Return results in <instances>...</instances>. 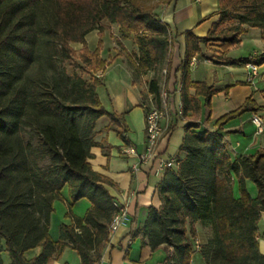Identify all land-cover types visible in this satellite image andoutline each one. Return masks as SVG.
Returning <instances> with one entry per match:
<instances>
[{
  "label": "trees",
  "instance_id": "trees-1",
  "mask_svg": "<svg viewBox=\"0 0 264 264\" xmlns=\"http://www.w3.org/2000/svg\"><path fill=\"white\" fill-rule=\"evenodd\" d=\"M170 1L0 0V264H5L3 253L9 264H46L67 247L76 250L81 264L98 263L116 206L107 189L114 183L88 161L93 146L103 148L94 140L95 123L106 117L105 129L122 138L125 131L120 128L123 115L107 111L96 93L101 81L94 74L109 63L100 58L101 38L115 24L120 39L133 41L137 51L127 54L132 74L139 79L151 73L147 93L160 107L173 35L154 9ZM215 14L218 20L204 37L184 33L180 93L186 111L198 109L200 96L209 108L218 92L190 80L189 62L202 54V45L218 42L217 58L232 63L226 54L247 28H259L264 41V0H219ZM92 30L99 39L89 51L85 36ZM73 42L82 48L76 51ZM67 60L73 63L70 73ZM240 62L262 65L264 51ZM262 111L264 105L248 97L218 117L213 131L199 129L194 121L185 125L179 147L184 155L176 167L165 169L156 186L160 204L149 206L138 231L142 245L168 251L164 264H191L195 251L205 264H264L257 241V223L264 212V148L232 159L220 133L228 121ZM246 180L256 187L254 197ZM234 182L238 196L233 194ZM64 186L71 223L60 225L54 241L48 232L50 215L53 202L62 200ZM80 198L90 203L82 217L71 212ZM197 222L212 235L196 248ZM38 246L41 252L27 259L25 251Z\"/></svg>",
  "mask_w": 264,
  "mask_h": 264
},
{
  "label": "crops",
  "instance_id": "crops-1",
  "mask_svg": "<svg viewBox=\"0 0 264 264\" xmlns=\"http://www.w3.org/2000/svg\"><path fill=\"white\" fill-rule=\"evenodd\" d=\"M218 2L219 0H171L158 14L173 35L168 74L166 77L162 76L161 81V90L168 93L165 103L166 115L161 120L162 131L156 145V153L164 158L183 157L184 153L179 151V147L188 122H198L199 129L213 131L216 128L215 120L239 107L246 98L251 97L258 105H264V64L258 65V75L250 79L246 74L244 62H240L249 55L255 56L264 51L261 32L259 49L253 48L251 52L241 50L233 54L227 52L226 57L233 61L232 63L217 58L220 54L219 43H210L212 46L202 45L204 53L197 54L193 64L189 66L190 80L205 82L218 92L210 98L209 108L204 103V97L200 96L196 111L184 110L180 93L182 73L180 63L185 51L184 33L190 31L198 37H204L212 23L218 20V15L215 14ZM249 30L250 28H247L246 32L240 35L238 45H241L243 37L250 36L241 37ZM98 39L97 30L86 34L85 42L89 51L96 48ZM101 40L100 58L109 63L105 65L104 70L94 74L95 76L100 73L98 79L101 81L96 87V93L107 111L123 115L120 128H124L125 131L122 138L115 130L105 129L109 120L100 117L95 123L94 140L102 142L103 148L93 146L90 149L92 157L88 161L94 171L114 183L113 186H107V189L115 203L127 207L129 220L108 235L97 264H164L168 251L160 247L151 249L147 244L142 245V235L138 233L146 220L149 206L158 207L160 204L156 186L164 173L156 172L158 158L146 161H140L138 158V154L144 151L145 112L142 101L147 96V82L151 73L139 79L134 78L127 54L133 55L137 47L132 41L131 50L118 51V40L126 47L124 40L129 39H120L116 29L113 30L112 27L105 29ZM71 46L76 51L82 48L79 42H73ZM189 92L193 94L194 90L190 89ZM253 115L260 116L264 121V111L246 112L221 127L222 142L232 159L252 153L257 148H264V131L255 134L251 121ZM128 147H132L136 154L125 153L124 150ZM245 185L250 196L254 197L257 192L254 183L246 180ZM60 194L62 200L56 199L53 202L54 210L50 215L48 228L49 235L54 241L59 237L60 225L71 223V218L66 217L68 211L66 203L69 202L67 186L62 188ZM233 194L238 196L236 182L233 184ZM89 205L88 199L80 198L71 205V212L82 217ZM194 227L197 234L194 244L196 243L197 248L211 237L212 232L209 227L199 222L195 223ZM257 228L258 250L264 253V212L260 213ZM41 250L42 248L38 246L28 249L24 255L29 259L38 255ZM194 256L201 258L195 251L191 264ZM2 258L5 264H9L6 253L2 254ZM46 264H81V259L76 250L67 247L58 258H49Z\"/></svg>",
  "mask_w": 264,
  "mask_h": 264
},
{
  "label": "built area",
  "instance_id": "built-area-1",
  "mask_svg": "<svg viewBox=\"0 0 264 264\" xmlns=\"http://www.w3.org/2000/svg\"><path fill=\"white\" fill-rule=\"evenodd\" d=\"M194 61V57L191 58L189 62V66H191ZM246 74L250 79H253L259 73V66L257 64L247 62L245 64ZM96 77L100 76V73L95 75ZM160 102L161 106L157 107L154 104L153 95L147 93L146 100L142 103V107L145 112V136H144V151L138 154V158L140 161H146L151 158H158L156 172L162 173L167 168H174L178 163V159L175 157H167L164 158L161 155L156 153V145L161 135V120L166 115L165 103L166 98L168 97V93L164 90L160 92ZM181 108V106H180ZM251 121L254 124L255 134H260L264 131V121L258 115H253L251 117ZM125 153L136 154V151L131 147H128L124 150ZM116 206V210L112 214L110 222L108 224V235L115 232L119 226L123 225L126 221H128V213L127 207L119 205L114 202ZM196 244V243H195Z\"/></svg>",
  "mask_w": 264,
  "mask_h": 264
},
{
  "label": "rangeland",
  "instance_id": "rangeland-1",
  "mask_svg": "<svg viewBox=\"0 0 264 264\" xmlns=\"http://www.w3.org/2000/svg\"><path fill=\"white\" fill-rule=\"evenodd\" d=\"M165 5H166V3H159V5L154 9V12L158 15L160 13L161 9ZM111 27H112L113 30L116 29L118 31V27L115 24H110L108 28H111ZM260 34H261V30L259 28L250 27L249 32L247 34H243L241 37L246 36V35H250V36L243 37L242 38L243 40L241 42V45L240 44L239 45L236 44V45L232 46L229 49V51L233 54V53H237V52H239L241 50H245V51L248 50V52H251V50L253 48H258L259 49L260 48V43H259V41H260L259 35ZM131 43H132V40L131 39H129L128 41L127 40H124V44L126 45V47H124L119 42L117 44L118 51H120V50H126V49L131 50V45H132ZM210 43H218V42H210ZM210 43H208L207 45H211L212 46V44H210ZM218 52L219 53L221 52V48L219 49ZM202 53H204V51H202ZM64 65L66 67L67 72L70 73L72 71V69H73V63L71 62V60L65 61L64 62ZM77 71H80V70L77 69ZM162 74H163V72H161V75ZM85 77L87 78L86 75H85ZM102 119H104V118H102ZM193 264H204V261H203V259L198 258L197 256H194Z\"/></svg>",
  "mask_w": 264,
  "mask_h": 264
}]
</instances>
